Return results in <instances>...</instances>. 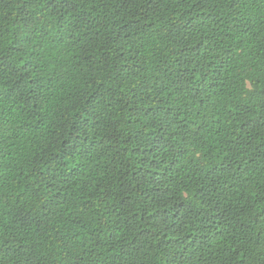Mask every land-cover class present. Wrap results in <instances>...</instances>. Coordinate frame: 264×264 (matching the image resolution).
<instances>
[{
	"label": "trees",
	"instance_id": "16d2710c",
	"mask_svg": "<svg viewBox=\"0 0 264 264\" xmlns=\"http://www.w3.org/2000/svg\"><path fill=\"white\" fill-rule=\"evenodd\" d=\"M0 264H264V0H0Z\"/></svg>",
	"mask_w": 264,
	"mask_h": 264
}]
</instances>
